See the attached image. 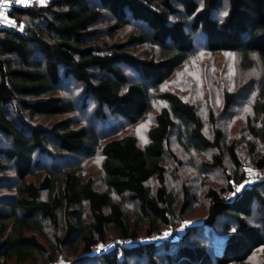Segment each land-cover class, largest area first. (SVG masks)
I'll return each instance as SVG.
<instances>
[{"label":"trees","instance_id":"obj_1","mask_svg":"<svg viewBox=\"0 0 264 264\" xmlns=\"http://www.w3.org/2000/svg\"><path fill=\"white\" fill-rule=\"evenodd\" d=\"M8 15L16 26L0 28V264H238L258 250L264 261V222H251L256 210L264 219V155L249 173L239 147H264V0H49ZM104 16L112 22L98 28ZM199 47L261 71L251 82V139L229 141L212 108L204 119L197 103L165 88ZM237 94L224 92V108ZM154 99L162 104L145 142L118 134L143 121ZM174 130L186 152L214 150L210 164L233 169L224 187H209L205 219L179 240L152 241L178 208L165 161L178 159ZM98 150L103 190L65 164ZM184 194L183 213L192 198ZM127 199L139 203L135 218ZM111 238L130 242L100 248Z\"/></svg>","mask_w":264,"mask_h":264},{"label":"rangeland","instance_id":"obj_2","mask_svg":"<svg viewBox=\"0 0 264 264\" xmlns=\"http://www.w3.org/2000/svg\"><path fill=\"white\" fill-rule=\"evenodd\" d=\"M32 2L44 4L45 2L47 3V0H28L25 4H30ZM4 18L5 21H13L14 23L13 26L10 25L8 27L11 29L15 28L16 21L14 19H11L9 15ZM111 22V18L104 16L97 25L98 28H105ZM128 33L129 30L125 29L122 31L121 36L125 38ZM99 35L100 39L108 37L104 32ZM116 37L117 34L112 36V38L110 37V41L116 39ZM198 45H202V41L198 43ZM143 47L145 46L140 48ZM140 48L138 49L141 50ZM199 48H201V51L191 56L189 61L180 67L178 76L172 77L168 80L165 88L176 89L185 97H188L193 102L197 103L204 114V119L209 117L208 111L212 108L229 141L242 137L251 139L246 131L247 117L252 114L251 104L256 96V89L253 87L251 82L261 78V71L253 70L248 73L242 72L237 67L234 53L219 52L212 54L207 52L205 49L203 50V47ZM78 89L82 90V87H79ZM235 90H238L235 100L231 103L229 108H224V92ZM65 91L62 93L69 97L70 94L68 90ZM161 104V101L154 99L153 106L151 110L148 111L146 118L143 121L124 129V131H119L118 134L121 135L129 131L137 135L141 143L145 142L148 129L154 124L155 114ZM79 115L82 118V113L77 111L75 116L78 117ZM207 128L211 133L212 128L210 124L207 125ZM253 143L256 146V151L254 153L251 152L249 144L246 141L239 144L243 165L249 173L260 172L259 168L256 166V162L257 159L264 155L263 145L256 140H254ZM170 145L172 150L177 154L178 159L177 161H174L169 154L165 155V161L168 166L167 182L169 188L174 190L179 197L178 208L176 210L177 213L171 217V225L163 228L159 234L151 236L150 240L152 241L179 240V238L185 234L187 226L196 223L199 224L197 221L205 219L209 210V199L206 195L209 187H215L218 189L224 187L227 183V177L233 169L228 164L227 167L222 170L218 167L212 166L210 163L211 160H213V155L216 154L214 150H209L204 153L196 151L186 152L181 147L175 130L172 133ZM225 158L226 162L229 163L227 155H225ZM101 162V153L98 150L95 155L90 157L76 156L68 158V161L65 164L80 166L84 177L93 178L96 186L103 190L105 189V184L103 182ZM241 170H243V168H241ZM230 183H233V181H230ZM151 185L155 190L157 185L155 180L152 181ZM233 186L236 187L237 185L233 183ZM186 190L192 198L188 208L183 213L181 205L185 200L186 195L184 192ZM126 208L130 215L135 218L137 216L135 215L136 212L139 211V203L127 199ZM262 216L263 215L260 211H254L251 222L262 224L264 222ZM229 221L234 223L233 220L227 219L226 217L220 218V223L222 224ZM146 228L147 224L142 223L140 228V234L142 236L141 240L146 239L143 236L146 232ZM49 234H52V229L49 231ZM123 240L124 239L111 238L104 245L100 244V248L113 246V244H117ZM144 264H147L146 261ZM238 264H264L261 250L254 253L249 260Z\"/></svg>","mask_w":264,"mask_h":264},{"label":"built area","instance_id":"obj_3","mask_svg":"<svg viewBox=\"0 0 264 264\" xmlns=\"http://www.w3.org/2000/svg\"><path fill=\"white\" fill-rule=\"evenodd\" d=\"M49 0H47L48 2ZM26 2H28V0H0V28L2 27H8L10 25H14L13 21H5L4 18V14L9 13V10L11 9V7H13L14 5H24ZM46 3V2H45ZM12 19V18H11ZM10 28V27H8ZM239 185H237L235 187V189H239ZM130 240H123V243H128Z\"/></svg>","mask_w":264,"mask_h":264},{"label":"crops","instance_id":"obj_4","mask_svg":"<svg viewBox=\"0 0 264 264\" xmlns=\"http://www.w3.org/2000/svg\"><path fill=\"white\" fill-rule=\"evenodd\" d=\"M3 16L5 17V16H7V14H4Z\"/></svg>","mask_w":264,"mask_h":264}]
</instances>
